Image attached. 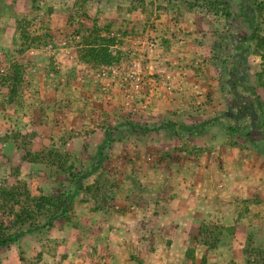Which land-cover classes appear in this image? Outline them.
I'll list each match as a JSON object with an SVG mask.
<instances>
[{
    "label": "rangeland",
    "instance_id": "obj_1",
    "mask_svg": "<svg viewBox=\"0 0 264 264\" xmlns=\"http://www.w3.org/2000/svg\"><path fill=\"white\" fill-rule=\"evenodd\" d=\"M263 1L0 0V187L56 195L72 184L50 152L74 172L104 158L61 226L51 210L4 232L25 230L0 264L264 256ZM98 34L110 65L86 57Z\"/></svg>",
    "mask_w": 264,
    "mask_h": 264
},
{
    "label": "trees",
    "instance_id": "obj_2",
    "mask_svg": "<svg viewBox=\"0 0 264 264\" xmlns=\"http://www.w3.org/2000/svg\"><path fill=\"white\" fill-rule=\"evenodd\" d=\"M263 4L264 1L259 3L258 6ZM98 37L101 39L99 41L96 39V43L86 49V57L101 64L110 65L114 63L117 57L110 47L114 45L115 37L110 35L103 36L100 34H98ZM22 38L23 40H28L30 39V36L23 31ZM21 63V61H15L8 71L6 80L12 89L11 94L17 93L18 89L21 87V68L23 67ZM181 129L191 130V127L182 124ZM229 129L233 132L237 131L233 126H230ZM108 141L109 136L105 138L104 143ZM50 154L54 158L51 159L49 163L47 162V164L49 166L58 165L63 171H67L69 173V182L72 184V187L67 191L59 192L56 195H46L43 193L36 195L33 194L26 185L0 187V213L5 215L4 217H0V247H9L11 242L18 238L25 230L16 231L13 234H5V231H12L20 225L32 222L35 220L36 216L45 211L54 210L55 214L50 216L46 221V225L52 227L59 216H64L69 211L78 191L83 188L82 181L88 177L90 173L97 171L104 160L101 153L98 163L93 166L92 169L86 172H74L73 165L69 168H65V159L61 154L58 152H50ZM36 159H38V156L34 158V160ZM40 159L42 160L43 158ZM204 230L206 231V229ZM245 264H264V256L259 258H248Z\"/></svg>",
    "mask_w": 264,
    "mask_h": 264
},
{
    "label": "crops",
    "instance_id": "obj_3",
    "mask_svg": "<svg viewBox=\"0 0 264 264\" xmlns=\"http://www.w3.org/2000/svg\"><path fill=\"white\" fill-rule=\"evenodd\" d=\"M67 220L66 219H64V218H62L61 220H57V222L55 221V223H54V227L53 228H51V230L52 229H56V228H58L59 226H61L64 222H66ZM62 252H63V250H61ZM63 253H65V252H63ZM43 254H45V255H47L53 262L54 261H56V260H58L57 258L59 257V255L56 257V259L55 258H53L52 256H50L48 253H44L43 252ZM55 257V256H54ZM60 260H58V262H59Z\"/></svg>",
    "mask_w": 264,
    "mask_h": 264
}]
</instances>
